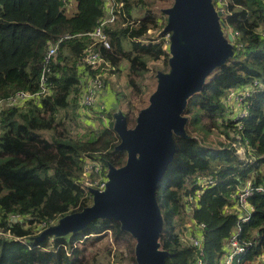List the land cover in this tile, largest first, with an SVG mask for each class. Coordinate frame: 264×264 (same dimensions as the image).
Wrapping results in <instances>:
<instances>
[{
	"label": "trees",
	"instance_id": "16d2710c",
	"mask_svg": "<svg viewBox=\"0 0 264 264\" xmlns=\"http://www.w3.org/2000/svg\"><path fill=\"white\" fill-rule=\"evenodd\" d=\"M118 1L124 3L125 13L106 26L111 41L106 49L87 34L103 17L104 0H75L72 14L63 0H0V99L19 90L38 91L48 43L66 34L73 36L61 43L52 62V93L0 112V264H110L103 263L101 251H90L109 233L115 243L126 246L137 264L133 236L112 218L41 237L63 216L92 204V193L85 190L82 179L87 158L100 163L103 174L127 161V151L118 149L121 139L112 112L109 125L92 126L82 119L90 116L82 112L79 102L85 50L92 47L100 52L112 67L128 60L129 85L138 92L150 61L163 59L161 71L170 70L169 46L161 35L167 23L151 9L130 23L133 0ZM222 1L221 21L227 33H238L233 54L188 99L184 109L188 137L174 135V158L156 188L166 264H193L198 259L197 249L180 238L190 220L205 224L204 264H219L225 242L239 222L233 208L237 189L248 179L264 185V90L245 98L249 113L244 118L235 119L224 103L229 90L253 80L264 83V0ZM149 30L157 32L150 36ZM124 38L131 40L132 49H124ZM130 107L123 112L128 126ZM216 131L229 140L221 147L205 143ZM234 144L250 148L251 159H241ZM200 176L214 177L215 185L203 190L188 212L186 199L196 194ZM250 201L254 209L240 223L239 239L251 245L238 264H254L264 254V191H254Z\"/></svg>",
	"mask_w": 264,
	"mask_h": 264
},
{
	"label": "water",
	"instance_id": "95a60500",
	"mask_svg": "<svg viewBox=\"0 0 264 264\" xmlns=\"http://www.w3.org/2000/svg\"><path fill=\"white\" fill-rule=\"evenodd\" d=\"M165 12L168 21L162 34L170 35V70L159 71L158 86L149 105L139 112L135 127L128 126L123 113L115 121L121 139L118 149L127 151L126 163L109 167L106 189H92L90 206L63 216L41 237L78 231L95 219L112 218L136 239L137 264H166L157 184L174 158V135L188 137L184 114L188 99L233 54L234 37L225 35L223 11L216 10L213 0H175Z\"/></svg>",
	"mask_w": 264,
	"mask_h": 264
},
{
	"label": "built area",
	"instance_id": "2783aa9c",
	"mask_svg": "<svg viewBox=\"0 0 264 264\" xmlns=\"http://www.w3.org/2000/svg\"><path fill=\"white\" fill-rule=\"evenodd\" d=\"M72 0H63V3L66 7L72 6ZM222 0H213V3L216 4L217 9L223 6ZM124 3L118 0H104V15L99 19L98 24L93 31L87 33L90 37L94 39V44H99L106 49L111 48V41L106 33V26L108 24L115 23L119 16L124 14ZM223 31L227 33L226 27H222ZM152 30H149V33ZM232 33L235 40V32ZM225 34L226 36L229 34ZM168 36L166 40V45H170V35L163 34ZM72 35L66 34L59 37L58 39L48 43V46L44 55V69L40 77L39 90L36 92H31L29 90H19L13 95L9 96L6 99H0V112L5 107L13 106H23L32 99H40L41 97L48 96L52 93V84L49 80L51 74V65L58 54L61 43L65 39L72 38ZM81 66V79H80V106L83 113L91 114L93 110L98 109L101 105L100 103L104 101L105 96L104 92L106 91L107 85L104 79L103 70L105 65H108L103 55L93 50L92 47H89L85 50L82 61L80 62ZM264 90V83L258 80H253L251 83L243 85L241 87L233 88L228 91L225 96V104L228 106L229 113L235 119L244 118L248 115V109L244 106V100L246 97L252 95L255 92ZM239 106V110H235ZM236 145V144H235ZM233 145L236 149L238 147V155L241 159L246 158L248 154L251 153V149H246L245 146ZM243 155V156H242ZM90 167V170L88 169ZM102 165L98 162L92 161L90 158L86 159L84 167V175L91 177L94 174L102 175L103 178L106 175L102 173ZM94 171V172H93ZM86 177V178H87ZM89 179V178H88ZM108 179H103L100 183L93 180L88 182L92 185V189H97L99 191H104L106 189ZM85 183V182H84ZM198 190L196 194H191L187 197V211L190 212L194 209L196 200L201 195L202 191L206 188L215 185V179L212 176H200L196 181ZM85 186H87L85 184ZM254 191H264V185H255L248 179L243 185H241L234 196V206L233 208L237 210V215L239 222L234 227L231 236L225 242L223 255L220 259L219 264H238L239 259L243 253H246L248 245H251L250 242H242L239 239V232L241 230V222H246L253 209L250 198L253 195ZM93 195V194H92ZM186 230L181 234L180 238L185 243L192 245L197 249L199 257L193 264H204L203 262V243H204V223H198L194 220H190L185 225ZM112 241V240H111ZM114 264H119L118 262L113 261ZM254 264H264V254L260 255L259 258L254 262Z\"/></svg>",
	"mask_w": 264,
	"mask_h": 264
},
{
	"label": "rangeland",
	"instance_id": "374dc122",
	"mask_svg": "<svg viewBox=\"0 0 264 264\" xmlns=\"http://www.w3.org/2000/svg\"><path fill=\"white\" fill-rule=\"evenodd\" d=\"M71 2L73 6L69 7V11H68L69 14H72V12H74L75 8L77 7L75 0H72ZM174 3L175 0H133L134 9L131 12L132 16L131 18L129 17L128 22L134 23L138 21L139 19L145 16V14L148 12V9H151V11H153L159 17V20L161 21L160 18H163L162 21H164L166 24L168 21V15L166 14L165 10L167 8L172 7ZM214 5L216 10H221L223 11L224 14L225 12L224 6H221L220 8L217 9L216 4ZM156 32L157 31L152 30L149 33V35L154 36ZM158 33L156 34V36L158 35ZM161 35H162V31H161ZM168 38L169 37L166 36V40H168ZM122 41L125 50L132 49L131 40L129 38H124L122 39ZM107 64L108 65H105V69L103 70L104 79L107 85L106 90H108V93L104 98L105 100L100 103L101 106L98 109L92 112L90 111L91 113L90 116L85 115L82 119H85L86 124L89 125L91 124L92 126H98L99 124L109 125L110 117L108 116V113L112 112L111 115L113 117V120L116 121L117 118H119L120 113L127 111L131 105L132 108L130 107L131 108L130 110H132V112H130L131 122L129 123V127L133 128L137 124V116L139 112L143 108L149 105L150 96L158 86L159 83L158 73L164 67V60L160 59L157 61H150L149 63L150 70L144 78L142 84V91L140 92L130 87L129 85L128 73H129L130 63L128 60L123 59L117 66L114 67H112L111 63L107 62ZM156 67H159L158 71H156ZM224 103H225V98H224ZM235 110H239V106L236 107ZM227 141L229 140L226 139L225 134H221L219 131H216L211 135H209L205 143H207V145L212 147H221L220 143L222 142L224 143ZM239 148L240 147H238L237 149L239 150ZM238 150H237V154H238ZM248 155L246 158H243V160L249 161L248 159L251 158H249ZM88 169L90 170V167H88ZM107 175H108V170L106 172V175L104 176L105 178H103L102 175H97V174H94L91 177H87L83 175L82 179H84V182L87 185L85 186V190L88 193L92 191V187H91L92 185L88 182L89 180H91V182L93 180L94 181L93 184L95 186L96 184L95 182L100 183L103 179L104 180L108 179ZM91 199H92L91 202H93L94 195H91ZM133 239L134 240L132 242L136 244V239L134 237ZM106 248L111 249L110 255L106 254V251H108V249ZM90 251L93 252L101 251V255H102L101 257L103 263L112 264V261H115L118 262L119 264H136L131 261L130 252L126 248V246L121 242L115 243L111 238V233H109V236L103 238L102 242L93 245L90 248Z\"/></svg>",
	"mask_w": 264,
	"mask_h": 264
},
{
	"label": "crops",
	"instance_id": "0c3cea01",
	"mask_svg": "<svg viewBox=\"0 0 264 264\" xmlns=\"http://www.w3.org/2000/svg\"><path fill=\"white\" fill-rule=\"evenodd\" d=\"M72 6H73V5H72ZM72 6H71V7H72ZM75 10H76V8H75ZM75 10H74V12H75ZM68 11H69V10H68ZM72 13H73V12H72ZM106 89H107V88H106ZM107 93H108V90H106V91L104 92V95H103V96H106ZM259 257H260V256H259ZM259 257H258V258H259Z\"/></svg>",
	"mask_w": 264,
	"mask_h": 264
}]
</instances>
